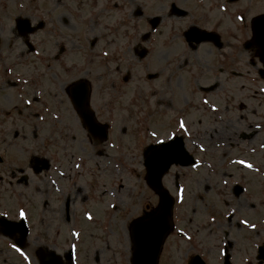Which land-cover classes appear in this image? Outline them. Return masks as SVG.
I'll use <instances>...</instances> for the list:
<instances>
[{
    "label": "flooded vegetation",
    "instance_id": "flooded-vegetation-1",
    "mask_svg": "<svg viewBox=\"0 0 264 264\" xmlns=\"http://www.w3.org/2000/svg\"><path fill=\"white\" fill-rule=\"evenodd\" d=\"M263 16L264 0L0 1V184L12 214L22 205L30 235L19 261L0 237V264H69L70 251L71 264H130L129 234H107L99 138L71 100L81 79L108 132L130 112V138L114 139L142 171L157 140L181 138L193 158L163 176L181 199L156 264H264V100L253 91L251 107L244 93L264 82L253 28ZM86 17L81 37L76 19ZM205 136L210 159L200 161ZM145 187L131 218L157 211Z\"/></svg>",
    "mask_w": 264,
    "mask_h": 264
},
{
    "label": "rangeland",
    "instance_id": "rangeland-1",
    "mask_svg": "<svg viewBox=\"0 0 264 264\" xmlns=\"http://www.w3.org/2000/svg\"><path fill=\"white\" fill-rule=\"evenodd\" d=\"M76 25L77 34L82 37V34L85 33L86 27H89L88 17H86L85 19L77 18ZM85 52L87 53L88 51L85 50ZM258 87L259 89H262V87H264V84L258 83ZM246 96L247 95H245V98ZM247 104L253 107L249 102H247ZM128 110L132 111L133 114L135 113L134 108H129ZM129 113L130 112L127 110H122L115 118L116 120L113 123V130H115L114 134L117 140H120L119 138L122 137L123 141H127L126 136L127 138H130L131 136L134 123L124 121ZM247 117L251 120L252 123H256V116L251 112L248 113ZM123 123H125L126 132L124 134H121V128L124 126ZM206 137L207 136H205L204 138ZM114 141L116 140L113 139L106 144L99 145L100 147H94V149H100L101 154V179L103 180L105 201V210L103 211L106 213L107 234L113 233L115 234L114 237H117L124 235V232L129 225L128 222L130 221V218L136 217L139 213H141V210L143 209V203L146 201L145 199L149 197V191L148 188L145 187L142 178L143 171L141 170L142 167H140L139 164L140 157L129 156L128 145L124 143V146H126L127 149L120 148L113 143ZM90 146L91 145L86 144L88 154L93 153V147ZM132 194L133 196H131ZM119 198H121L122 200H119ZM6 207L7 206L2 205L0 207V213L1 211L5 213ZM182 210L183 209H179V211ZM96 212L99 213L100 208L99 211ZM31 219L34 224H37V218L32 216ZM31 238L32 239H30L29 243L33 244L35 239L33 237ZM71 242L72 241L70 239L69 244ZM28 249L30 250L33 257L31 249L34 250L35 247L32 246ZM17 260L19 261L21 260V258L17 256ZM31 264H34V262L32 261Z\"/></svg>",
    "mask_w": 264,
    "mask_h": 264
},
{
    "label": "water",
    "instance_id": "water-1",
    "mask_svg": "<svg viewBox=\"0 0 264 264\" xmlns=\"http://www.w3.org/2000/svg\"><path fill=\"white\" fill-rule=\"evenodd\" d=\"M84 101L86 102V98H84ZM87 103V102H86ZM166 152H164L161 156H168ZM147 166V173H146V179L147 182L150 181L151 175H160L163 171L161 169L160 171H153L149 168L148 164ZM160 181L158 180L155 187L158 190V194L162 197H164V200L162 199V205L160 208V216L159 218L149 219L145 224L142 223H134L133 227V245H134V254L137 256L139 261L146 260L147 264H152V261L150 263L148 256H150L152 251H156L157 247L159 246V242L165 237V235L168 234V228L169 223L167 221L170 213V204L165 199V194L163 192H160ZM168 215V216H167ZM139 222V221H138ZM138 225V227H137ZM144 238L149 239L146 242H142ZM139 261H136L135 264H141Z\"/></svg>",
    "mask_w": 264,
    "mask_h": 264
},
{
    "label": "snow or ice",
    "instance_id": "snow-or-ice-1",
    "mask_svg": "<svg viewBox=\"0 0 264 264\" xmlns=\"http://www.w3.org/2000/svg\"><path fill=\"white\" fill-rule=\"evenodd\" d=\"M105 55H107L106 53H105ZM180 127H181V129H183L184 128V124H183V122H181L180 123ZM155 135V133H153V136ZM170 139H172L173 137H169ZM158 143L161 145V147L162 148H166V147H170V146H166L165 144H164V141H158ZM237 163H240V161H237ZM246 167H251V165H245ZM77 167H79V165H77ZM19 215H20V217H21V219H23L24 218V216H25V213L23 212V211H21L20 213H19ZM89 219H91V217H89Z\"/></svg>",
    "mask_w": 264,
    "mask_h": 264
}]
</instances>
